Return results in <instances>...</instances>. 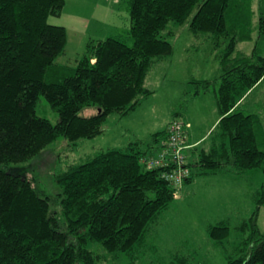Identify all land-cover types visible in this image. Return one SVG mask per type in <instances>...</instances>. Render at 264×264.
Returning a JSON list of instances; mask_svg holds the SVG:
<instances>
[{
    "label": "trees",
    "instance_id": "1",
    "mask_svg": "<svg viewBox=\"0 0 264 264\" xmlns=\"http://www.w3.org/2000/svg\"><path fill=\"white\" fill-rule=\"evenodd\" d=\"M65 4L0 0V264H107V255H132L146 244L149 226L173 206L178 191L166 178L170 165L148 169L145 160L164 148L168 126L182 118L188 99L145 146L135 138L56 173L60 193L54 202L36 188L29 165L18 164L58 138L77 142L102 135L111 115L135 112L153 93L146 87L149 73L174 53L171 24L188 25L193 35L217 46L228 42L219 75L189 80L185 97L215 93L221 119L210 152L189 163L185 187L197 176H264L263 107L259 103L252 112L241 105L247 93L264 85V12L254 0H129L131 41L124 34L91 40L74 67L57 62L68 34L50 21ZM249 42L254 48L246 54L239 45ZM43 98L57 112L56 124L38 114ZM88 107L98 112L81 115ZM254 197L256 207L240 226L249 234L225 264H264L258 223L264 185ZM209 236L222 246L229 224L210 226Z\"/></svg>",
    "mask_w": 264,
    "mask_h": 264
},
{
    "label": "rangeland",
    "instance_id": "2",
    "mask_svg": "<svg viewBox=\"0 0 264 264\" xmlns=\"http://www.w3.org/2000/svg\"><path fill=\"white\" fill-rule=\"evenodd\" d=\"M254 2L263 10L264 0ZM170 26L174 32L171 41L176 47V54L179 56L182 50L185 51L180 59L182 61H176L173 66L169 64L164 71L163 68L172 58L169 56L153 67L146 82V87L153 93L144 98L135 112L125 117L111 115L105 123L102 135L77 142L58 138L36 157L18 164L29 165L27 172L35 180V186L41 194L50 197L54 202L60 193L54 182L56 173L64 171L71 164L84 162L101 151L124 148L125 144L135 138L140 140L141 146H145L153 133L167 128V121L183 103V93L191 89L189 79L195 74L191 64L196 60L204 62V57L208 58L209 55L205 48L203 58H188L186 46L192 48L189 50L191 52L203 45V38L195 37L183 26ZM110 33L113 36L118 35L115 31ZM97 112L95 107H88L81 111V115L91 116ZM38 114L47 117L53 124L59 118L44 98L39 105ZM214 115L212 113L209 116L213 118ZM198 177L200 176L196 179ZM214 179L202 178L177 192L173 206L149 226L147 242L143 248H139L132 255H122L117 259L107 255L106 263L183 264L178 258H186L189 262L185 263L225 264L227 256L235 254L234 247L249 234L248 227L240 226L249 220L256 207L254 195L264 185V176L260 172L252 171L240 178L233 177L232 182ZM220 221H226L230 227V236L222 246L209 236L210 226ZM258 223L264 232V206L259 213Z\"/></svg>",
    "mask_w": 264,
    "mask_h": 264
},
{
    "label": "crops",
    "instance_id": "3",
    "mask_svg": "<svg viewBox=\"0 0 264 264\" xmlns=\"http://www.w3.org/2000/svg\"><path fill=\"white\" fill-rule=\"evenodd\" d=\"M129 12V0H66L62 15L60 17L50 18L51 23L64 26L67 29L68 34V42L65 53L57 59V62L60 65L70 67L76 66L82 54L85 53L89 41L103 40L109 36H113V34L110 33L111 31H115V33L118 34L115 36H122L121 33H123L126 40L130 42ZM183 27L186 28V31L191 33L188 25ZM126 34H128V36H126ZM191 34L193 35V33ZM201 37L204 40L203 45L191 52H189V50L192 48L186 46V50L188 51L186 52L189 54L186 55L188 58L193 57V60L194 58L201 59L204 57L203 50L205 48L208 50L209 55L208 58L204 57V62L196 60L194 64H191L196 75L193 74L190 79L192 77L197 79H200L199 77H202L201 79H212L221 73L222 54L224 53L228 42L225 40L226 43L223 42L221 45L217 46L215 41L207 39L206 36ZM253 48L254 42L239 45V49L246 54H250ZM182 53L184 54L185 51L182 50L178 56L174 45V53L170 56L172 58L163 68L164 71L169 64L173 66L176 61L181 62L182 60L180 61V59L183 58ZM162 61L163 59L160 62ZM70 63L72 65H70ZM166 75L167 74H165V76ZM187 91L188 90H185L183 93L182 100L183 98H186L188 99V103L185 110L182 111L180 117H182L181 119L188 124L187 143L191 147L189 153L195 158L193 162H196L199 160L203 152H210L214 142L211 138L213 137V132L221 119V115L217 107V98L215 93H208L192 99L185 97ZM259 103L261 104L260 106L263 107L260 109V113L263 114L264 85L251 90L245 95L244 99L241 100V105H243L244 109L252 112H255ZM201 104H204L203 106H206L207 108H203ZM177 110L178 109H176L175 112ZM175 112H173V115ZM212 113H215V115L213 118H210L209 115ZM173 115L167 121V124L173 120ZM242 176H238L237 178ZM233 177L234 176L231 175L200 176L195 179L194 183L200 181L202 178H215L214 180L226 179L228 182H232L231 179ZM188 186L189 185L186 187Z\"/></svg>",
    "mask_w": 264,
    "mask_h": 264
},
{
    "label": "built area",
    "instance_id": "4",
    "mask_svg": "<svg viewBox=\"0 0 264 264\" xmlns=\"http://www.w3.org/2000/svg\"><path fill=\"white\" fill-rule=\"evenodd\" d=\"M187 128L188 124L184 120H173L168 126V138L164 148L149 159L153 168L167 165L172 167L170 172L166 173V178L175 185L178 192L185 187L184 181L191 175L189 163L195 160L189 153L191 147L187 143Z\"/></svg>",
    "mask_w": 264,
    "mask_h": 264
},
{
    "label": "bare ground",
    "instance_id": "5",
    "mask_svg": "<svg viewBox=\"0 0 264 264\" xmlns=\"http://www.w3.org/2000/svg\"><path fill=\"white\" fill-rule=\"evenodd\" d=\"M145 165L148 169H152L153 168V164L149 161V159L145 160ZM160 167V166H159ZM155 168V167H154Z\"/></svg>",
    "mask_w": 264,
    "mask_h": 264
}]
</instances>
